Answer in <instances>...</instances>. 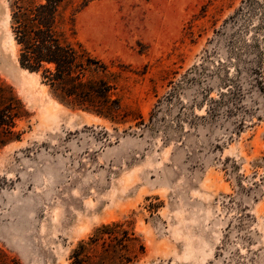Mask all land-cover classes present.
Listing matches in <instances>:
<instances>
[{"label": "rangeland", "instance_id": "rangeland-1", "mask_svg": "<svg viewBox=\"0 0 264 264\" xmlns=\"http://www.w3.org/2000/svg\"><path fill=\"white\" fill-rule=\"evenodd\" d=\"M242 1H69V39L121 72L137 125L65 105L21 68L0 0V80L23 109L19 138L0 145V264H70L115 221L144 247L128 264H264V95L201 118L223 68L245 65L254 44L264 82V0L233 23Z\"/></svg>", "mask_w": 264, "mask_h": 264}, {"label": "trees", "instance_id": "trees-1", "mask_svg": "<svg viewBox=\"0 0 264 264\" xmlns=\"http://www.w3.org/2000/svg\"><path fill=\"white\" fill-rule=\"evenodd\" d=\"M69 1L10 0L9 27L17 46L19 66L40 75L53 96L65 105L115 123L135 120L137 125L144 124L142 115L129 110L117 93L121 72L112 70L82 43L69 39L67 31L72 30L73 22L72 16H65ZM242 2L230 16L233 23L245 18L246 13L255 14L260 4L259 0ZM260 18L264 19L263 10ZM252 46L248 52L253 56L244 60L245 65L235 66L232 71L229 67L223 68L216 96L208 97L209 90L206 92L205 115L201 118L237 113L243 91L254 88L264 95L263 54L256 48L257 44ZM244 83H248V87L245 88ZM159 104L160 101L149 112L151 125L156 121ZM22 115L20 100L12 88L0 80V145L19 138L13 128ZM143 252L144 247L134 233L124 227V222L115 221L96 227L87 240H80L71 250L70 264H128Z\"/></svg>", "mask_w": 264, "mask_h": 264}, {"label": "bare ground", "instance_id": "bare-ground-1", "mask_svg": "<svg viewBox=\"0 0 264 264\" xmlns=\"http://www.w3.org/2000/svg\"><path fill=\"white\" fill-rule=\"evenodd\" d=\"M13 40V39H12ZM27 72V71H26ZM27 73H29V72H27ZM88 116H93V115H90V114H87ZM93 117H95V116H93Z\"/></svg>", "mask_w": 264, "mask_h": 264}]
</instances>
